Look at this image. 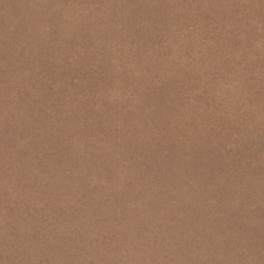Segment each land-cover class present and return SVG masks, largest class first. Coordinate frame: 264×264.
Wrapping results in <instances>:
<instances>
[{
	"label": "rangeland",
	"instance_id": "1",
	"mask_svg": "<svg viewBox=\"0 0 264 264\" xmlns=\"http://www.w3.org/2000/svg\"><path fill=\"white\" fill-rule=\"evenodd\" d=\"M0 264H264V0H0Z\"/></svg>",
	"mask_w": 264,
	"mask_h": 264
}]
</instances>
